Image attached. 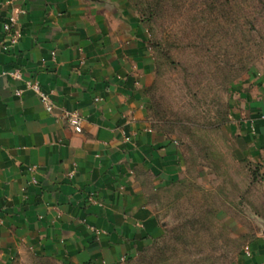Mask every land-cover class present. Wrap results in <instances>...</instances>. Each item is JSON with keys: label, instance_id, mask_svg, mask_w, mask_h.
Returning <instances> with one entry per match:
<instances>
[{"label": "crops", "instance_id": "crops-1", "mask_svg": "<svg viewBox=\"0 0 264 264\" xmlns=\"http://www.w3.org/2000/svg\"><path fill=\"white\" fill-rule=\"evenodd\" d=\"M17 7L23 36L0 47V263L21 246L74 264L133 256L162 233L142 178L165 186L183 168L178 142L148 120V33L128 11L91 0H0V42ZM16 69L22 80L8 74ZM29 77L51 93L52 112ZM254 81L236 92L228 132L264 178V77ZM67 109L84 116L82 133ZM233 264H264L262 231Z\"/></svg>", "mask_w": 264, "mask_h": 264}, {"label": "rangeland", "instance_id": "rangeland-1", "mask_svg": "<svg viewBox=\"0 0 264 264\" xmlns=\"http://www.w3.org/2000/svg\"><path fill=\"white\" fill-rule=\"evenodd\" d=\"M101 4L128 11L146 29L156 56L148 120L178 142L183 159L177 182L157 186L142 178L162 233L133 259L117 262L233 264L263 227L262 167L239 155L228 124L236 92L264 77V0ZM3 264L74 263L21 246Z\"/></svg>", "mask_w": 264, "mask_h": 264}, {"label": "built area", "instance_id": "built-area-1", "mask_svg": "<svg viewBox=\"0 0 264 264\" xmlns=\"http://www.w3.org/2000/svg\"><path fill=\"white\" fill-rule=\"evenodd\" d=\"M25 12V8L17 7L14 8V10L11 11L8 15L6 21L4 22L5 38L0 42V47L3 50H10L20 42L23 36L22 26L20 24V15ZM8 74L15 79H23L22 72L19 69L9 72ZM25 85L27 89L32 90L35 94H37L40 102L47 111L52 112L54 110L55 104L52 100L51 93L45 91L42 88L41 82L38 78L29 77L25 79ZM17 94H21V90H18ZM63 117L66 120L67 124L74 130V132H83L85 118L78 110L67 109L63 112ZM30 169L34 170L33 167ZM94 231H96L97 234L101 233V230L96 228H94ZM124 259L125 257H122V260Z\"/></svg>", "mask_w": 264, "mask_h": 264}, {"label": "trees", "instance_id": "trees-1", "mask_svg": "<svg viewBox=\"0 0 264 264\" xmlns=\"http://www.w3.org/2000/svg\"><path fill=\"white\" fill-rule=\"evenodd\" d=\"M176 182H177V180H175ZM160 236V235H159ZM159 236H157V237H155L154 239H156V238H158ZM153 239V240H154ZM251 241V240H250ZM250 241H248V243L250 242ZM134 257L133 256H129L128 258H127V260H131V259H133ZM111 264H120V262H115V263H111Z\"/></svg>", "mask_w": 264, "mask_h": 264}, {"label": "water", "instance_id": "water-1", "mask_svg": "<svg viewBox=\"0 0 264 264\" xmlns=\"http://www.w3.org/2000/svg\"><path fill=\"white\" fill-rule=\"evenodd\" d=\"M91 1L97 2V3L100 2V4L103 2V0H91ZM262 232L264 233V224H263V227H262Z\"/></svg>", "mask_w": 264, "mask_h": 264}]
</instances>
